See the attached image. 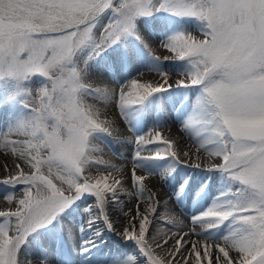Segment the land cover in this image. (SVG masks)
<instances>
[{"label":"snow or ice","instance_id":"snow-or-ice-1","mask_svg":"<svg viewBox=\"0 0 264 264\" xmlns=\"http://www.w3.org/2000/svg\"><path fill=\"white\" fill-rule=\"evenodd\" d=\"M109 9L115 17L95 37L100 51L126 34L142 40L135 20L153 11L202 21L199 38L178 34L161 45L170 54L163 58L145 45L156 60H187L190 73L175 79L159 73L156 81L135 79L115 90L100 86L104 104L97 106L92 96L98 86L84 79L83 65H73L93 40L94 22ZM37 74L47 83L34 95L23 85ZM0 81L20 88L31 112L0 137V149L14 157L0 183L25 186L19 198H6L15 207L0 211V264H33L21 255L28 237L86 193L96 197L111 231L117 222L108 205L136 198L135 213L123 212L117 234L136 242L145 264H264V0H0ZM195 86L202 93L181 126L195 137L194 151L181 152L176 139L155 129L134 138L133 161L172 157L220 170L238 183L227 203L205 214L206 224L161 216L159 186L145 183L151 176L138 174L134 162L98 158L91 143L97 132L119 135L127 110L170 89ZM108 105L115 119L108 118ZM152 145L156 151L145 157L143 150ZM226 221L232 228L221 241L201 236Z\"/></svg>","mask_w":264,"mask_h":264},{"label":"bare ground","instance_id":"bare-ground-1","mask_svg":"<svg viewBox=\"0 0 264 264\" xmlns=\"http://www.w3.org/2000/svg\"><path fill=\"white\" fill-rule=\"evenodd\" d=\"M152 33L155 32L154 27H151ZM149 43H152L154 45V50L160 52L161 55H164L165 50L160 48L158 43H154L151 38L147 39ZM100 75H103L104 77L96 76L99 83L97 84L98 89L100 86L110 87L112 89H117L118 85L113 81H110V78L108 77L110 75V71L108 68H102L98 70ZM176 72V71H175ZM180 76V75H179ZM179 76H171L173 79ZM139 79L141 81H156L159 78L156 77L155 74H143L136 76L134 78ZM130 83V82H129ZM127 83V84H129ZM126 84V85H127ZM185 92H188V89H184ZM2 96V99H1ZM12 96V87L11 83L9 81H0V104L1 108L0 110L3 112L7 109V105L10 104V99ZM199 95L196 94V96L193 99V103L197 99ZM104 104L103 101L97 102V106H102ZM14 107V114L18 112V109L16 105L13 104ZM107 112L109 119H115V115L113 113V110L110 105L106 106L104 109ZM14 114H4L1 118L0 116V137H3L6 135L11 129H14L18 127L17 121L15 120L16 117ZM154 116H152L148 121L138 123L136 119L132 120V126L135 127H141L142 125L149 122ZM118 127L120 128V134L114 135L112 138L115 140V143L117 144L116 148H109L106 145L102 144L101 141H97L94 146L97 147L98 152L95 154L98 158L102 160H107L113 164H128L129 162H134L137 165L138 168V174H147L151 176L149 179L145 181L146 184L149 185L151 188L153 185H158L161 192L158 194V199H160V207L163 209L161 211V216H171L172 210H170L169 205L167 208L164 207V201L166 202V198L168 196L165 187L160 184L163 181H170L174 177L178 176L180 172L173 173L172 175L170 173H164L162 170L160 172L152 171L148 172L146 169L149 167L147 162L144 159H141L139 161H133V157L131 156V142L134 140V138L137 137L135 133L131 130V127H129L127 124L122 125L118 122ZM100 133V132H97ZM96 135V134H95ZM97 136V135H96ZM98 137V136H97ZM14 160V157L10 155V150L5 151L3 149H0V180H3L6 175L8 174V170L11 169L12 162ZM144 168V169H143ZM181 172H188L189 177V188H193L196 184V177L197 175L194 174V172H189L187 170ZM207 183L205 186L206 192L210 194L209 189L214 190V188H219V185L226 184L227 186L224 187L225 194L228 198H231L229 193L234 192L235 189H237V186L234 187L231 181H225V173H223L220 170H211L207 174ZM25 186L24 185H16V186H10L7 184L0 183V211L3 210H9L10 208H14L15 205H10L6 198L9 196H17L19 198L20 194L24 191ZM156 190V189H154ZM158 191V190H157ZM191 192H187L186 196H189ZM163 197V199H161ZM143 205H141L142 207ZM71 209L68 211H65L62 216L66 221H77L78 219L82 218V223L85 228L82 240H84L83 244L81 245L82 248H87V251L84 253V263L85 264H96V260L101 258L102 256H106L108 253H111L110 256L114 253V248L119 244V242H125L127 244L126 246L132 245V247L136 251V256L138 257V261L136 264H145V257L142 255L139 246L134 241H128L126 239H123L120 235L117 234V231H119L118 225L123 221V212L125 210H128L130 214H134L136 210V198H132L131 201L124 202V198L121 197V203H112L109 204L107 207V213L109 215V218L116 220L117 222V230L111 231L108 229L105 220L103 219V215L101 213L100 208L97 206V200L95 196L84 194L81 199L77 200L75 203H73L71 206ZM195 206L191 204L190 210L193 211ZM183 223L187 224L189 223L185 219H181ZM58 223V219L56 220V225ZM164 224H167V219L163 221ZM56 225H54L51 229L48 230L47 233H49L53 237H58V234L56 232ZM171 227V226H169ZM168 227H164L163 231H168ZM229 231H209L203 234L204 238L207 239H218L217 237H224L228 234ZM114 234V235H112ZM35 239L37 238V234L34 236ZM117 237V238H115ZM28 238L30 240H27V242L23 245L21 248V255L29 258H33L35 256H38L35 252H32L30 249V242H33V235H30ZM77 238V237H76ZM74 237H70L71 241H75L79 243L78 238L76 239ZM195 239V237H193ZM219 238L218 240H220ZM222 240V239H221ZM62 244V243H61ZM123 246V245H122ZM125 246V247H126ZM182 247V246H181ZM113 252V253H112ZM92 253V254H90ZM68 260L71 262L72 256L71 254H68L67 256ZM93 261V262H92ZM83 263V264H84ZM35 264V263H33ZM47 264H53L48 262Z\"/></svg>","mask_w":264,"mask_h":264},{"label":"rangeland","instance_id":"rangeland-1","mask_svg":"<svg viewBox=\"0 0 264 264\" xmlns=\"http://www.w3.org/2000/svg\"><path fill=\"white\" fill-rule=\"evenodd\" d=\"M113 15H115L114 12L111 9H109L108 11H106L103 14V17H100L98 20H96L94 22L95 23V27H94L93 33H92L93 38L99 36L104 31L105 26L108 23L112 22V20L114 19ZM168 15L170 16L169 18L167 17ZM149 16L152 17L151 19L149 17V21L152 22V23H150V25H152L153 27L159 26L158 28L160 30V36H158V39H159L158 41L162 40L161 42L163 44L168 43L173 37H175L178 34H191L192 35V30L193 29H200V30L203 29V22L198 20L197 18H194V17L177 16V15H173L169 11H153L152 14H150ZM135 25H136L135 30H138V29L142 30L143 27L145 28V26L139 25V22H138L137 19L135 20ZM172 25H174V26H172ZM129 40H130V43H134L135 42L133 36H131V38ZM90 42H94V44L90 46L91 49L88 52L87 56L83 57V59H82L79 56V53H78V55H77V57L75 59V63L73 65V67L79 68L80 66L83 65L84 66V79L86 81H88L89 83H91V84H93L94 81L97 78L96 75H95L96 72H97L96 71V68H97L96 66H100V65L106 64V63L113 66V64H110V63H113V62H114V64H116V63L123 64V61H124L125 57L129 56V55H130V57H132V59L135 58V57H138V58L141 59V55L139 54V51L136 48L133 50V53L129 52V54H128V53H126L124 51L117 52L116 48L113 47L112 49H109L108 52H107V53H109L108 54L109 55L108 58L107 57H102L101 58L102 60H105L106 62H99L96 59L98 58V56L100 54L102 55L103 53L100 50H97L95 48V41L90 40ZM131 47H133V45H131L130 48ZM113 52H114V54L117 55L116 56V58H118L117 60H115L116 59L115 56H111L110 57L111 53H113ZM85 58H86V61L84 62ZM91 63H93V64L90 66ZM98 64H100V65H98ZM143 68H153V70H155V68H162V67L160 65H157L153 61H151L149 63L140 62L139 64H136V62H134L133 63V67L129 71L121 73L120 76L124 77V76L128 75L129 73L132 74L134 72H137V69H143ZM186 68H187V69H185L186 72L190 73L191 68H190V65H189L188 61H187ZM123 77H121V78H123ZM46 83L47 82H46L45 78L40 76L39 74H37V75H34L29 82L25 83L23 85V88H26V89H29V90H33V93L35 95L36 92L38 91L39 87L46 85ZM121 87H122V84H119L117 89H119ZM15 91H16V98H17V99H15V101L17 103V109L19 111L17 113H15L14 116L16 117L15 120L17 121V124L19 125L21 122L26 121L27 119L30 118L31 112H30V110L28 108L24 107L23 102L20 99L21 89L16 87ZM100 95H101V91L97 90L95 92V94L92 96V99L98 101V100H100ZM13 98H15V94L13 95ZM148 102L151 103L150 104L151 109H154V110L158 111V109H156L154 107L155 105L152 104V103H156V98H151V99L148 100ZM146 105L147 104L145 103V105H143V106L135 107V108L127 110V116H128L127 119L129 118V120H132V119L136 118L139 115L145 116L148 113V109H147V113H146V111L144 110L145 108L143 109V107L144 106L146 107ZM150 114L151 115H155L152 112H150ZM149 124L150 123H147V124H145L144 126H142L139 129L136 128V130L139 131V132H140V130L144 131V129H146L148 126L152 125V124H150V125ZM91 143L94 144L93 141H91ZM109 144L111 145V142ZM229 180H230V177H229ZM232 182H234V181H232ZM234 184L239 185L236 182H234ZM64 212L61 213L58 216V217H60V221H63V218H62L61 215H63ZM55 221L56 220H54L51 223V225ZM64 224L67 225V223H65L64 221H63V223L59 222L58 226L64 225ZM47 226H50V224L47 225ZM122 253H123V255L119 254L118 258L127 260V259H130L132 257L134 258V254L133 253H135V252L133 251V249L128 247V249H126L125 251H122ZM29 259L31 261H33V263H35V264H40V262H43V264H46L45 260L39 259L38 257H36L34 259L33 258H29Z\"/></svg>","mask_w":264,"mask_h":264}]
</instances>
